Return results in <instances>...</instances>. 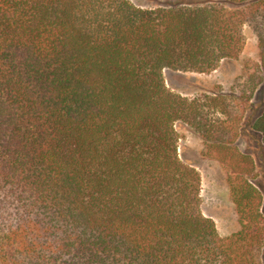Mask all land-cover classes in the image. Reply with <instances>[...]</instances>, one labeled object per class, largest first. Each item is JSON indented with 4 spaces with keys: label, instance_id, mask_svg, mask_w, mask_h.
Returning <instances> with one entry per match:
<instances>
[{
    "label": "trees",
    "instance_id": "obj_1",
    "mask_svg": "<svg viewBox=\"0 0 264 264\" xmlns=\"http://www.w3.org/2000/svg\"><path fill=\"white\" fill-rule=\"evenodd\" d=\"M245 23L260 51L249 88L167 86V69L237 59ZM263 80L264 0H0V264H262L263 195L236 140ZM179 122L230 173L229 237L202 211ZM251 127L264 146V112Z\"/></svg>",
    "mask_w": 264,
    "mask_h": 264
},
{
    "label": "rangeland",
    "instance_id": "obj_2",
    "mask_svg": "<svg viewBox=\"0 0 264 264\" xmlns=\"http://www.w3.org/2000/svg\"><path fill=\"white\" fill-rule=\"evenodd\" d=\"M130 1L142 8H152L167 6L177 0ZM243 34L244 45L237 59L225 60L217 69L206 73L167 69L164 71L167 86L174 93L187 98L228 94L234 89L238 80L240 83L247 84L249 88L247 76L253 74L260 64L259 41L249 23L244 24ZM244 106L249 108L251 116L242 120L236 145L243 153L251 155L254 160L255 170L251 179L263 195L264 213V146L259 135L251 127L255 119L264 112V80ZM176 128L179 136L180 158L194 166L201 175L202 211L205 216L214 220L221 237H229L241 228L236 206L231 198L230 173L220 162L206 155L207 144L197 131L183 122L177 123ZM260 262L264 264V251Z\"/></svg>",
    "mask_w": 264,
    "mask_h": 264
}]
</instances>
